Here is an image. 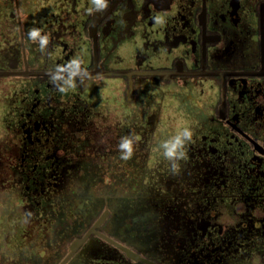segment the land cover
<instances>
[{
    "label": "flooded vegetation",
    "instance_id": "af4514ba",
    "mask_svg": "<svg viewBox=\"0 0 264 264\" xmlns=\"http://www.w3.org/2000/svg\"><path fill=\"white\" fill-rule=\"evenodd\" d=\"M105 3L0 0V264H264V0Z\"/></svg>",
    "mask_w": 264,
    "mask_h": 264
},
{
    "label": "clouds",
    "instance_id": "9594fccd",
    "mask_svg": "<svg viewBox=\"0 0 264 264\" xmlns=\"http://www.w3.org/2000/svg\"><path fill=\"white\" fill-rule=\"evenodd\" d=\"M93 3L97 6V8H104L106 7L105 0H93ZM157 22H160V19L157 18ZM39 35V31L33 29L30 32V36L35 38ZM47 38L44 37L41 39V44H46ZM61 91H64L62 88ZM192 132L189 129H184L181 133L177 134L176 136L172 137L169 140L162 142L161 147L163 148V155L165 159L168 161L173 162V168H175L176 161L182 159L185 155L183 148L186 141L191 140ZM119 148L121 149V158L122 159H130L133 154V140L129 137H124L121 139L119 144Z\"/></svg>",
    "mask_w": 264,
    "mask_h": 264
}]
</instances>
